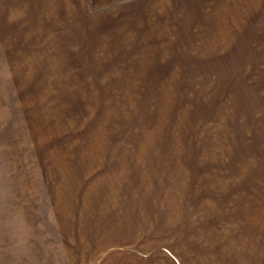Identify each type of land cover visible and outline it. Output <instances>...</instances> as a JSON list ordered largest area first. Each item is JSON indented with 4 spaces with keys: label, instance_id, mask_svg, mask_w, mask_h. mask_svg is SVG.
<instances>
[{
    "label": "rangeland",
    "instance_id": "374dc122",
    "mask_svg": "<svg viewBox=\"0 0 264 264\" xmlns=\"http://www.w3.org/2000/svg\"><path fill=\"white\" fill-rule=\"evenodd\" d=\"M188 7L0 0V264L181 257L264 181V18Z\"/></svg>",
    "mask_w": 264,
    "mask_h": 264
},
{
    "label": "crops",
    "instance_id": "0c3cea01",
    "mask_svg": "<svg viewBox=\"0 0 264 264\" xmlns=\"http://www.w3.org/2000/svg\"><path fill=\"white\" fill-rule=\"evenodd\" d=\"M185 1L189 10H194L191 14L198 25H235L234 10L240 9L255 10L258 18H264V0ZM221 12L227 13L221 18L227 21L220 23ZM241 185L242 192L232 195L233 201L222 206L211 205V211L217 212L216 217H211V232L196 231L195 246L188 247L186 253L181 252V257L174 250L166 249L144 255L134 252L129 263L116 260L115 264H250L254 253L257 260L254 259L253 263L264 264V181H241ZM225 207L226 215L223 214L224 219L220 222L222 214L218 210ZM220 231L226 232L222 234Z\"/></svg>",
    "mask_w": 264,
    "mask_h": 264
}]
</instances>
